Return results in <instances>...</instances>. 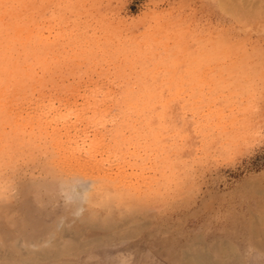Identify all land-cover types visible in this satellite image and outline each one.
I'll use <instances>...</instances> for the list:
<instances>
[{
    "label": "rangeland",
    "instance_id": "1",
    "mask_svg": "<svg viewBox=\"0 0 264 264\" xmlns=\"http://www.w3.org/2000/svg\"><path fill=\"white\" fill-rule=\"evenodd\" d=\"M263 186L264 0H0L1 257L176 264Z\"/></svg>",
    "mask_w": 264,
    "mask_h": 264
},
{
    "label": "bare ground",
    "instance_id": "2",
    "mask_svg": "<svg viewBox=\"0 0 264 264\" xmlns=\"http://www.w3.org/2000/svg\"><path fill=\"white\" fill-rule=\"evenodd\" d=\"M227 4H229V3L227 2ZM259 190H260V192L261 191L264 192V189H259ZM84 191H85V189H84ZM254 193H255V191H254ZM242 211H241L242 212L241 214L239 213L240 214L239 218L232 221L231 228L228 230L227 233L225 232L226 235H224V236L211 235L209 238H204L201 236H200V238H198L197 236L195 238H188L187 236H185L184 238H182L181 241L176 246V248L174 249L175 254L173 257V261L176 264H246V262H248V259H249L248 256L250 253V251H249V253L246 251H248L247 249H249L250 246H252L253 250H254V248H256L258 250L264 251V209L259 210L258 212H254V211L250 210L249 208L248 209L245 208ZM74 212H76V210ZM245 213L247 215H244ZM96 226H99V225H96ZM100 226H101V224H100ZM65 228H66V226H65ZM59 231H60V229H59ZM151 232H153V231H151ZM50 234H51V232H50ZM105 235L106 234H104V236ZM99 236L100 235H98L96 237L94 236L93 238L90 237L91 239L88 238V240H90L91 242H87L85 240L87 243H89L87 245L101 244L100 243L101 238ZM101 236H103V235H101ZM234 240L238 241V242H235ZM69 241L71 242V240H69ZM56 242H60V241H56ZM164 242H165V240H164ZM20 243H22V241ZM29 243H32V242H29ZM58 244H60V243H58ZM58 244H56V246H54V248L52 246V249H48L50 246L47 248L48 250L46 248H44V249H46V251L45 250L41 251V249H40V251H41L40 253H31L33 251L32 250H31V252L28 251L26 248H24L25 246L22 248H19L20 250L15 249L13 247L14 250H10L9 252H5L3 257L0 256V264H35L36 262H38L40 260L42 261V259H45V258L50 260L51 258H57V257H61V255L70 254V252H69L70 248L68 249L64 245L58 246ZM68 245L70 246V244H68ZM71 245H73V243ZM15 246H16V244H15ZM17 247H18V245H17ZM32 249H33V247H32ZM37 249H39V248H37ZM7 250H9V248ZM71 251H73V253H74L76 251V249L72 248ZM73 253L71 252V254H73ZM171 260H172V258H171ZM55 262H57V261H54V262L52 261L51 264L52 263L56 264ZM58 262H60V261H58ZM60 264H62V263H60ZM64 264H66V263H64Z\"/></svg>",
    "mask_w": 264,
    "mask_h": 264
}]
</instances>
